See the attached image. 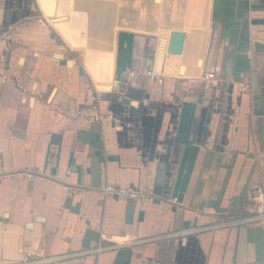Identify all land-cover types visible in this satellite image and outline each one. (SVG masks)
I'll return each mask as SVG.
<instances>
[{
    "label": "crops",
    "instance_id": "1",
    "mask_svg": "<svg viewBox=\"0 0 264 264\" xmlns=\"http://www.w3.org/2000/svg\"><path fill=\"white\" fill-rule=\"evenodd\" d=\"M263 173L264 0H0V264H264Z\"/></svg>",
    "mask_w": 264,
    "mask_h": 264
},
{
    "label": "built area",
    "instance_id": "2",
    "mask_svg": "<svg viewBox=\"0 0 264 264\" xmlns=\"http://www.w3.org/2000/svg\"><path fill=\"white\" fill-rule=\"evenodd\" d=\"M148 75H151V73H148ZM205 78L214 79V75L209 73L206 74ZM104 191L106 194L113 195L124 200H137L144 202L149 200L148 196H145L143 193L135 190L134 188H114L113 186H107ZM252 194L253 201L256 203V207L250 209L246 216L231 220V222L226 223L225 226H243L248 224L264 225V184H262V186L255 187ZM62 260L63 257H49L37 263L56 264Z\"/></svg>",
    "mask_w": 264,
    "mask_h": 264
},
{
    "label": "water",
    "instance_id": "3",
    "mask_svg": "<svg viewBox=\"0 0 264 264\" xmlns=\"http://www.w3.org/2000/svg\"><path fill=\"white\" fill-rule=\"evenodd\" d=\"M182 38H183V34L180 32H173L171 34L169 51H168L169 54H176V55L179 54L181 43H182ZM55 58L59 59L60 56L56 55ZM60 65L69 66V63L67 61H61ZM123 103L128 105L129 102L127 100H123ZM158 189H160V188H157L156 190H158ZM155 193L157 196L160 195V194H158V191Z\"/></svg>",
    "mask_w": 264,
    "mask_h": 264
},
{
    "label": "trees",
    "instance_id": "4",
    "mask_svg": "<svg viewBox=\"0 0 264 264\" xmlns=\"http://www.w3.org/2000/svg\"><path fill=\"white\" fill-rule=\"evenodd\" d=\"M237 213V215H239V217H242V216H245V212H243V211H238V212H236Z\"/></svg>",
    "mask_w": 264,
    "mask_h": 264
},
{
    "label": "rangeland",
    "instance_id": "5",
    "mask_svg": "<svg viewBox=\"0 0 264 264\" xmlns=\"http://www.w3.org/2000/svg\"><path fill=\"white\" fill-rule=\"evenodd\" d=\"M264 174V173H263ZM263 180H264V175H263ZM263 182V181H262Z\"/></svg>",
    "mask_w": 264,
    "mask_h": 264
}]
</instances>
